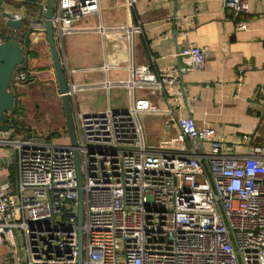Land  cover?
<instances>
[{
	"label": "built area",
	"instance_id": "1",
	"mask_svg": "<svg viewBox=\"0 0 264 264\" xmlns=\"http://www.w3.org/2000/svg\"><path fill=\"white\" fill-rule=\"evenodd\" d=\"M222 2L234 16L250 9V0ZM45 10L44 3L42 18ZM100 14V0H54L55 37ZM236 26L245 29L248 23L237 20ZM129 29L131 53L137 27ZM175 54L184 64H165L156 72L149 64L136 66L132 58L125 78H109L112 63L68 68L73 100L77 91L89 87H102L107 95L101 110L74 109L76 146L66 128L63 135L57 131L59 137L50 132L0 134V145L16 151V181L0 183V238L10 244L17 264H264V146L230 153L212 124L182 114L189 106L182 74L199 69L205 53L190 41ZM98 68L105 74L101 80L76 81L77 73ZM238 72L241 81V65ZM29 77L28 67L19 64L11 84ZM118 87L126 88L128 103L114 108L110 93ZM141 90L155 93L167 108ZM158 112L167 114L166 127L176 123V132L150 144L141 117ZM247 138L244 134L241 140ZM74 148L84 190L81 225Z\"/></svg>",
	"mask_w": 264,
	"mask_h": 264
},
{
	"label": "crops",
	"instance_id": "2",
	"mask_svg": "<svg viewBox=\"0 0 264 264\" xmlns=\"http://www.w3.org/2000/svg\"><path fill=\"white\" fill-rule=\"evenodd\" d=\"M45 1L35 0L32 4L30 0H0V4L10 12L36 16ZM100 5L99 16L86 18L77 23L75 30L55 37L66 75L68 68H96L112 63L109 78H125V66L132 58L136 66L149 64L152 72H156L165 64H184L183 57L175 53L193 41L204 49L205 60L199 69L182 74L184 95L189 99L182 114L191 115L197 123L212 124L224 138V149L230 153H249L253 145L264 146V0H250L249 12L237 16L223 7L222 0H138L134 6H129L127 0H100ZM237 20H245L247 28L238 29ZM34 26L41 31L30 35L27 59L30 77L17 85L16 111L18 122L30 131L12 129L1 135L21 137L37 132L38 123L50 124L49 127L42 124V133L65 134L66 126L51 125L53 117L64 111L44 25ZM122 26L130 31L129 28L137 27L132 33L131 53L130 32ZM182 29L187 34H182ZM239 65L243 68L241 81ZM104 76L98 68L79 72L75 78L78 82H91ZM86 91L105 89L89 87L77 91L82 93L81 100H77V95L72 99L73 110L97 111L105 107L95 108L84 101ZM140 94L148 95L161 109L167 108V102L155 93L141 90ZM146 115H151L149 126L143 122ZM141 118L145 131L151 134L150 144L176 132L174 121L170 127L165 126L166 113H145ZM244 134L248 138L241 140ZM13 151L8 144L0 145V183L16 181ZM17 260L10 244L0 238V264H16Z\"/></svg>",
	"mask_w": 264,
	"mask_h": 264
},
{
	"label": "water",
	"instance_id": "3",
	"mask_svg": "<svg viewBox=\"0 0 264 264\" xmlns=\"http://www.w3.org/2000/svg\"><path fill=\"white\" fill-rule=\"evenodd\" d=\"M45 16L42 18L41 10L38 15L30 17L28 13L17 17L14 12L5 9L0 4V134L14 130L29 132L30 128L18 122L16 111L19 101L17 86L11 84V79L17 65L24 64L28 67V53L31 45V33L41 31L34 24L44 22L48 47L50 50L54 71L61 96L66 129L72 146L77 144L76 126L73 119L72 98L68 93L66 73L62 66L57 44L55 40L52 17L54 12V0L45 1ZM27 23V24H26ZM263 112H260V116ZM75 160L76 177L79 184L78 189V224L83 223V196L82 174L80 168V155L77 148L73 149ZM13 161L16 162V151H13ZM47 220V219H46ZM83 257V234L78 231V261Z\"/></svg>",
	"mask_w": 264,
	"mask_h": 264
},
{
	"label": "rangeland",
	"instance_id": "4",
	"mask_svg": "<svg viewBox=\"0 0 264 264\" xmlns=\"http://www.w3.org/2000/svg\"><path fill=\"white\" fill-rule=\"evenodd\" d=\"M82 93L81 92H77V100H81L80 99V95ZM110 101H111V106L116 108V107H125L128 103V96H127V90L123 89V88H113L111 89V93H110ZM106 92L105 91H86L85 92V96L82 98L84 101H88L91 106H94L95 108L97 107H102L104 105H106ZM59 100L61 99L60 97H58ZM73 116L75 119V114H74V110H73ZM54 119L52 120L53 123L51 125H62V126H66V121H65V116L64 113H62L60 116L58 117H53ZM150 121H151V115H146L145 116V120L143 117V122L145 124V126H149L150 125ZM44 123H38L37 124V132L41 133L43 131V125ZM46 127H49L50 124L45 123L44 124ZM147 128V127H146ZM147 130V129H146ZM147 134V139L148 141L151 139V134L149 133V131L146 132ZM54 137H59L60 134H53ZM54 139V138H53ZM62 139V138H61ZM16 262V261H15ZM17 264V262H16Z\"/></svg>",
	"mask_w": 264,
	"mask_h": 264
},
{
	"label": "trees",
	"instance_id": "5",
	"mask_svg": "<svg viewBox=\"0 0 264 264\" xmlns=\"http://www.w3.org/2000/svg\"><path fill=\"white\" fill-rule=\"evenodd\" d=\"M30 2H32V4H34L35 0H30ZM50 133H52V135H53V134L57 133V131H52Z\"/></svg>",
	"mask_w": 264,
	"mask_h": 264
}]
</instances>
